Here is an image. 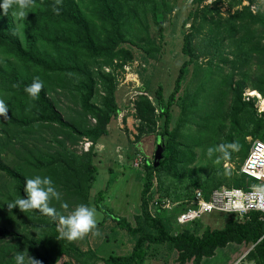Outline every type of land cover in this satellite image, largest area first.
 I'll use <instances>...</instances> for the list:
<instances>
[{
	"label": "trees",
	"instance_id": "1",
	"mask_svg": "<svg viewBox=\"0 0 264 264\" xmlns=\"http://www.w3.org/2000/svg\"><path fill=\"white\" fill-rule=\"evenodd\" d=\"M203 1L193 0L196 7L183 22L184 27L190 24L181 32V51L188 59L179 68L172 92L166 98L159 84L152 101L150 84L144 81L134 101L137 141L144 135L161 137L163 158L157 167L152 159L143 163L140 212L133 223L112 213L97 223L112 218L133 241L129 254L102 257L105 264H145L150 249L159 245L176 251L180 264H200L231 243L248 244L251 249L245 258L264 264V220L259 212L242 218L233 215L218 229L195 219L188 222L190 227L171 232L168 213L154 204L163 199L184 204L196 189L207 197L220 186L258 182L240 167L250 149L247 137L264 142V112L258 113L254 98L243 97L246 89L264 97V5L253 9L257 0H215L205 5ZM176 2L60 0L57 14L55 0H32L18 25L13 9L0 14V99L7 104V118L0 117V124L14 129L8 137L14 136L24 151L15 167L4 163L0 153V172L12 183L3 182L8 190L1 205L5 212H0L6 221L0 225V264H14L18 251L40 264H95L101 259L93 250L83 251L73 240L61 237L58 220L37 209L9 210L6 203L25 195L24 180L33 176L32 169L34 175L48 176L63 192L59 200L49 202L62 215L66 209L62 203L89 206L97 171L94 146L121 111L115 68L134 59L132 48L142 52L145 62L157 57L161 44L151 37L150 20L162 37ZM225 2L223 13L220 4ZM34 78L43 87L33 100L24 87ZM58 93L74 104L68 117L53 97ZM174 107L179 109L177 116ZM45 128H52L48 138L40 134ZM28 136L36 141L33 146L24 145ZM82 139L91 142L90 148L77 153L73 146ZM228 142L238 145L229 159H218L215 151L207 155L209 147ZM3 143L0 138V150ZM128 159H133L132 154ZM226 161L236 168L224 167ZM107 190L95 195L96 208L102 211ZM62 257L67 259L61 261Z\"/></svg>",
	"mask_w": 264,
	"mask_h": 264
},
{
	"label": "rangeland",
	"instance_id": "2",
	"mask_svg": "<svg viewBox=\"0 0 264 264\" xmlns=\"http://www.w3.org/2000/svg\"><path fill=\"white\" fill-rule=\"evenodd\" d=\"M213 1L215 0H204L202 4H210ZM244 4H248V2L244 1ZM258 5L262 7L264 0H257V4L253 6V9H256ZM195 7L196 5L193 3V0H177L174 11L164 25L162 37H160L156 25L150 20L151 37L157 43L159 42L161 44V52L155 59L150 58V61L145 62L142 59V52L139 49L132 48L135 55L134 59L128 61L122 68H115L114 73L117 75L118 83L116 99L121 111L118 117L113 118L109 123L108 134L100 137L94 146L96 156L93 161L97 171L95 173V180L89 189V206L96 208L95 195L99 191L108 188L104 199L105 210L102 211L96 208L97 223L102 221L107 213H112L116 217H125L133 223L134 216L140 212L141 191L143 188V164L136 166L134 162L137 158H142L143 163L145 159L153 160L157 144V135H144L137 141V121L133 117L135 111L134 101L137 95L142 93L141 87L144 81H148L150 84L148 96L152 101L155 100V90L159 84L162 85L166 98L172 92L179 68L188 59L181 51L183 42L181 32L184 31V28L189 27L190 24L184 27L183 22L189 12ZM220 7L221 11L225 13L227 9L226 2L221 3ZM15 22L17 25L19 24L17 20ZM190 70L192 71V67H190ZM247 91L252 95L250 89L245 90V92ZM63 95L62 93H58L53 97L59 102L64 117H68L67 115L70 114L69 107H74V104L68 97H64ZM251 97L255 99V103H262V100H264L261 99L259 101L258 99L261 97L259 98L257 95ZM173 113L174 116H177L179 109L174 107ZM91 122L94 121L91 120ZM14 133V129L0 124V138L5 142L1 146L0 153L4 163L10 167H15L19 159H22L21 155L24 154L21 144L13 138L14 136L11 138L8 137V135L11 136ZM51 133L52 128H45L40 132V134H43L47 138L51 136ZM32 136L24 139L25 146H33L36 142ZM247 140L250 141V137H247ZM90 145L91 142L84 140L73 148L78 153H81L87 151ZM128 153L132 154L133 159L131 161L128 159ZM227 163H229L228 167L226 166ZM223 166L229 169L236 168L235 163L227 161ZM32 171L31 169L30 173L34 175V171ZM111 180L112 182L109 185V181ZM4 181H8L11 186L12 183L9 177L3 172H0V212L2 213L5 211L1 205L6 202L3 194L8 190L3 187ZM256 185H264V179L261 182H256ZM153 189H156L155 186ZM58 192L63 194L61 191ZM75 206L71 205L64 209L63 213L65 215L69 214ZM166 212L168 213L166 217H169L172 223L171 232H176L191 226L189 223L185 225L178 223V211L166 209ZM233 215L213 211L203 213L199 220L204 226L218 229L222 228ZM5 222V219L0 217V225H5ZM58 226L59 228L61 227L59 222ZM97 231L99 233L98 235L93 236L89 233L82 238L73 240L75 245L81 250L87 251L91 249L101 257L95 264H105L103 258L110 254L126 255L131 252L133 244L131 235L125 229L116 225V222L112 218L98 224ZM250 249L251 246L249 247L248 244H243V246L229 244L226 247L218 248L212 257H205L201 264H254L251 260L245 258V255ZM177 256V252L170 250L166 245L154 246L150 249L149 258L145 264H180L177 261ZM65 259L67 258L62 257L61 261Z\"/></svg>",
	"mask_w": 264,
	"mask_h": 264
},
{
	"label": "clouds",
	"instance_id": "3",
	"mask_svg": "<svg viewBox=\"0 0 264 264\" xmlns=\"http://www.w3.org/2000/svg\"><path fill=\"white\" fill-rule=\"evenodd\" d=\"M60 4V0H55L53 5V11L59 13L57 5ZM32 6V0H0V14H7L9 9H13L14 15L17 17V21H23L26 16L27 9ZM43 84L38 79H33L32 82L24 87V92L31 99H35L41 91ZM7 104L4 99H0V117L7 118ZM238 150V145L235 142H228L219 144L215 149L209 147L207 149V155L212 156L213 152L219 153V158L225 160L231 157V154ZM254 192L256 194L264 193V186L254 185ZM24 196L18 199H14L7 204V208L11 210L13 207H17L19 210L25 212L29 209H37L42 214L47 215L53 220H58L60 227L59 234L61 237L68 240H75L82 238L86 234L98 235L97 231V209L86 204H78L67 215H62L56 208L50 206L51 200H59L60 193L54 186L53 181L48 176L33 175L31 177H25ZM62 208H67L68 205L62 203ZM259 243V240H257ZM14 264H40V261L34 260L23 251H18L14 257Z\"/></svg>",
	"mask_w": 264,
	"mask_h": 264
},
{
	"label": "built area",
	"instance_id": "4",
	"mask_svg": "<svg viewBox=\"0 0 264 264\" xmlns=\"http://www.w3.org/2000/svg\"><path fill=\"white\" fill-rule=\"evenodd\" d=\"M251 96L254 95H250L248 91L243 94L244 100H250V98H253ZM261 99L264 98L258 100ZM255 107L258 113L264 112L263 102L255 103ZM249 142V153L241 164L240 172L261 182L264 179V142L251 137ZM134 164L136 166L143 164L142 158L135 159ZM226 166L228 167L229 163ZM154 204L161 207L162 210L180 208L177 215L180 224L199 219L203 213L213 211L234 214L239 218L251 211H256L260 213V219L264 220V193L256 194L253 186L249 185L246 187L220 186L210 192L207 197L201 189H196L193 197L184 204L179 201L172 202L168 199L157 200Z\"/></svg>",
	"mask_w": 264,
	"mask_h": 264
},
{
	"label": "water",
	"instance_id": "5",
	"mask_svg": "<svg viewBox=\"0 0 264 264\" xmlns=\"http://www.w3.org/2000/svg\"><path fill=\"white\" fill-rule=\"evenodd\" d=\"M164 144L161 142V137L157 138V144L153 155V165L157 167L160 160L163 158Z\"/></svg>",
	"mask_w": 264,
	"mask_h": 264
},
{
	"label": "crops",
	"instance_id": "6",
	"mask_svg": "<svg viewBox=\"0 0 264 264\" xmlns=\"http://www.w3.org/2000/svg\"><path fill=\"white\" fill-rule=\"evenodd\" d=\"M259 97H263V96H261V95H258ZM264 98V97H263ZM84 140H86V141H88L87 139H82L81 141H79L78 142V144L80 143V142H82V141H84ZM89 142V141H88ZM78 144H76V145H74L73 147H76ZM77 153H78V151H76ZM231 244H235V243H231ZM235 245H238V246H243V244L242 245H239V244H235ZM245 252H246V250H245ZM212 257V256H211ZM202 262V261H201ZM185 264H192V261H188V262H186ZM201 264V263H200ZM249 264V263H248Z\"/></svg>",
	"mask_w": 264,
	"mask_h": 264
},
{
	"label": "bare ground",
	"instance_id": "7",
	"mask_svg": "<svg viewBox=\"0 0 264 264\" xmlns=\"http://www.w3.org/2000/svg\"><path fill=\"white\" fill-rule=\"evenodd\" d=\"M250 93L252 94V95H260V94H258L256 91H254V90H250ZM263 102H264V100H263Z\"/></svg>",
	"mask_w": 264,
	"mask_h": 264
}]
</instances>
